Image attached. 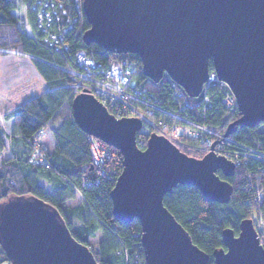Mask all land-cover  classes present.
Here are the masks:
<instances>
[{"label": "water", "instance_id": "water-1", "mask_svg": "<svg viewBox=\"0 0 264 264\" xmlns=\"http://www.w3.org/2000/svg\"><path fill=\"white\" fill-rule=\"evenodd\" d=\"M89 27L82 41L107 53L136 54L143 75L154 84L163 73L190 98L207 80L209 61L237 104V125L264 124V0H83ZM75 124L122 156V169L110 192L112 214L141 226L144 264H207L208 255L163 204L177 185L198 189L207 201L229 202L233 163L212 152L187 156L164 136L151 133L144 149L136 144L142 122L116 119L92 95L71 101ZM225 249L213 264H264L250 219L237 234L222 231ZM0 247L9 264H98L90 249L71 235L59 212L36 197H12L0 204Z\"/></svg>", "mask_w": 264, "mask_h": 264}, {"label": "trees", "instance_id": "trees-1", "mask_svg": "<svg viewBox=\"0 0 264 264\" xmlns=\"http://www.w3.org/2000/svg\"><path fill=\"white\" fill-rule=\"evenodd\" d=\"M59 15L48 29L56 33L72 23L75 6L80 10L77 22L64 33V41L56 50L44 41L46 35L38 27L30 7L33 0H0V56L14 54L29 59L35 71L42 77L46 92L24 102L17 109L1 115L0 153L18 142V152L0 158V204L12 197H36L54 207L72 237L87 246L98 264H144L140 241L141 226L137 219L122 223L112 214L110 192L122 169L120 152L109 147L110 159L102 168L93 165L89 152V137L75 124L71 114V101L79 71L75 54L84 52L97 65L109 67L116 61L131 62L136 71V85L142 86L163 103H171L170 88L166 84H154L142 73V64L136 54L107 53L96 44L86 45L82 33L89 27L82 12L83 0H54ZM65 12V16L61 13ZM67 17L70 22H66ZM213 68L209 61V70ZM95 79V78H93ZM84 90V89H83ZM210 107L202 110L198 98L185 96L190 105H199L181 112L190 120L225 132L227 126L239 118L238 110L228 112L221 102V95L214 88L208 90ZM167 118L171 120V117ZM144 129H146L144 125ZM42 132L51 140V149L43 146L50 167L35 165L30 161L33 152L32 137ZM148 133H137L150 135ZM233 140L229 149H244L246 162L235 167L232 177H224L233 187L229 202L220 204L207 201L190 185H177L163 198V204L185 229L192 242L208 255L207 264H213V252L225 249L222 231L231 228L239 232L241 221L250 219L257 207V192L264 194V161L257 152L264 154V124L254 128L237 125L229 136ZM190 141V140H189ZM44 145L45 143L42 142ZM176 147L187 156L201 158L204 153L190 146ZM242 160V159H241ZM85 182V183H84ZM70 202L76 204L70 207ZM264 215V202L259 207ZM120 249H125L119 254ZM9 264L0 247V264Z\"/></svg>", "mask_w": 264, "mask_h": 264}, {"label": "built area", "instance_id": "built-area-1", "mask_svg": "<svg viewBox=\"0 0 264 264\" xmlns=\"http://www.w3.org/2000/svg\"><path fill=\"white\" fill-rule=\"evenodd\" d=\"M60 6H56L54 0H33L31 4V11L35 14V20L38 27L46 35L44 41L49 46L54 47L56 50L61 46L64 41V33L69 29L72 23L77 22L80 15V10L75 6V15L72 18V23L67 25L63 31L61 27L56 28V33H51L48 29L52 26L53 21L59 15ZM65 16V12L61 13ZM70 18L67 17L66 22ZM75 63L79 71L75 72L78 82L74 85L73 93L80 94L86 92L92 95L100 104L109 110V112L117 119L126 117H135L142 122V129L137 133H148L149 129L153 133L164 136L172 144L179 146H190L200 151H211L231 161L235 167L239 166L242 162H246L244 157L245 147L239 146L244 149H229V143L233 140L224 137V132L210 128L200 122L190 120L187 116H181V112L185 107L193 108L199 105H190L186 101L182 105L187 96L184 90L174 82L167 73H163L160 80L161 84H167L170 88L171 103H163L158 101L152 92L147 91L140 85H136L133 75L135 74V65L131 62L116 61L109 67L104 68L102 65H97L95 61L86 55L84 52L75 54ZM95 78V79H93ZM159 82V83H160ZM214 88L215 92L221 95V102L228 112H233L237 109L236 99L228 87L227 83L219 79L217 72L214 68L208 69L207 80L202 86L199 93L200 103L203 105L202 110L210 107V99L208 90ZM84 89V90H83ZM113 109V111H112ZM168 117L172 119L169 120ZM144 125L146 129H144ZM42 132L37 133L32 137L31 143L33 152L30 161L45 168L50 167V162L47 158V153L43 148L41 137ZM89 137V152L92 158L93 165L97 168H102V164L110 159V152L108 146L88 135ZM149 135H140L136 138L138 148L144 149L147 145ZM190 140V141H189ZM97 150V154L95 153ZM264 161V154L257 152ZM242 159V160H241ZM85 183V182H84ZM255 202L257 207L254 208L251 217V222L257 234L259 244L264 248V215L260 213L259 207L264 202V198L256 197ZM126 252L125 249H120L119 254Z\"/></svg>", "mask_w": 264, "mask_h": 264}, {"label": "rangeland", "instance_id": "rangeland-1", "mask_svg": "<svg viewBox=\"0 0 264 264\" xmlns=\"http://www.w3.org/2000/svg\"><path fill=\"white\" fill-rule=\"evenodd\" d=\"M16 58L17 56L14 54L0 56V99L4 106L14 103L22 104L23 102L30 100L31 96H33L32 94L37 92L39 88V84L36 82V79H41V81H43L42 77L35 71L34 67L27 58L22 59L19 57V60L27 62L28 66H23L21 63L20 65H16L14 62L11 63V61L13 59L16 60ZM4 112L3 107L0 106V113ZM44 142L45 146L48 148V136ZM201 152L205 155L206 153L212 151L210 148L209 151L204 150ZM95 153L97 154L96 149ZM72 204L74 205V203Z\"/></svg>", "mask_w": 264, "mask_h": 264}, {"label": "crops", "instance_id": "crops-1", "mask_svg": "<svg viewBox=\"0 0 264 264\" xmlns=\"http://www.w3.org/2000/svg\"><path fill=\"white\" fill-rule=\"evenodd\" d=\"M19 57L22 58V59L26 58V57H23V56H17L16 60L13 59V60L11 61V63L14 62V64H16V65H20V63H21L23 66H24V65H25V66H28V63L25 62V61H20V60H19ZM27 59H28V58H27ZM28 60H29V59H28ZM38 78H39V77H38ZM36 82L39 84L38 91H37V92H34V94H32L33 96H31L30 99L40 96L41 94H43V93L46 92V90H47L44 80L41 81V79H36ZM23 103H24V102H23ZM23 103H22V104H23ZM22 104L14 103V104H10V105H6V106H4L3 103H2V101H1V99H0V106L3 107V109H4V111H5L4 113L11 112V111L17 109V108H18L19 106H21ZM4 113H0V118H1V115L4 114ZM0 127H1V120H0ZM45 139H47V135H44V137L42 138V142H43V143H45V142H44ZM48 141H49V143H48L49 147L47 148V147L45 146V144H44V147H46L48 150H50L51 147H52L50 137H48ZM5 142H6V149L3 150V151L0 153V158H2V157H8V156H10L13 152H14V153H17V152H18V148H17V146L19 145L18 142H14L12 146H10V143L8 142V140L5 139ZM76 204H77V203H76ZM76 204L73 205V204L71 203L70 207H74Z\"/></svg>", "mask_w": 264, "mask_h": 264}, {"label": "bare ground", "instance_id": "bare-ground-1", "mask_svg": "<svg viewBox=\"0 0 264 264\" xmlns=\"http://www.w3.org/2000/svg\"><path fill=\"white\" fill-rule=\"evenodd\" d=\"M200 95H198V97H199ZM107 109V108H106ZM107 111L109 112V110L107 109ZM112 111H113V109H112ZM109 114H111L110 112H109ZM112 115V114H111ZM126 118H135V117H126ZM117 119V118H116ZM119 119H121V118H119ZM235 167V166H234ZM263 197L264 198V194L262 193V192H257V195H256V197ZM143 249V248H142Z\"/></svg>", "mask_w": 264, "mask_h": 264}]
</instances>
